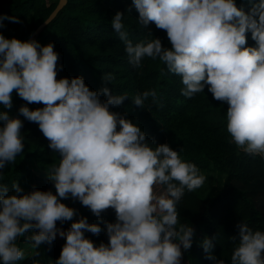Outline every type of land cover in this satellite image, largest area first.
<instances>
[{"label":"clouds","instance_id":"clouds-1","mask_svg":"<svg viewBox=\"0 0 264 264\" xmlns=\"http://www.w3.org/2000/svg\"><path fill=\"white\" fill-rule=\"evenodd\" d=\"M249 2L245 12L235 0H132L139 24L164 31L170 48L159 38L133 44L123 12L115 13L111 26L126 45L130 65L139 69L145 57L158 58L181 78L186 98L207 87L216 101L227 104L230 142L264 158V0ZM248 32L255 46H246ZM58 61L52 43L8 39L0 33V105L5 109L0 110V172L25 148L23 122L7 111L14 92L27 104L43 105L35 110L22 105L18 112L38 125L48 148L60 157L48 172L55 194L24 192L17 182L10 192L0 183V261L17 264L25 259L16 241L35 229L28 237L32 255H39L35 250L58 234L65 239L56 264H181L192 247L194 229L180 223L176 205L186 190L200 189L206 177L167 143L153 146L138 124L110 111L127 98L106 86L112 74L104 75L105 86L94 91L82 77L57 79ZM101 95L107 99L102 101ZM150 96L155 102V90L132 100L144 107ZM69 198L97 218L114 210L115 222H104L107 244L95 246L85 237V232L98 236L104 229L86 217L73 221L76 210L61 202ZM58 221L73 222L65 232L57 228ZM237 228L231 264H264V232L246 223ZM213 239L202 241L206 259L225 264L213 255Z\"/></svg>","mask_w":264,"mask_h":264},{"label":"trees","instance_id":"trees-1","mask_svg":"<svg viewBox=\"0 0 264 264\" xmlns=\"http://www.w3.org/2000/svg\"><path fill=\"white\" fill-rule=\"evenodd\" d=\"M235 2L245 12L252 6L249 0ZM56 3L57 0H0V17H3L0 33L8 39L15 37L27 41ZM117 11L124 13L122 23L133 44L159 38L162 46L171 47L164 31L154 24L147 27L139 24V14L132 0H66L54 18L32 39L41 45H54L59 54L57 79L82 77L90 90L99 91L105 86L102 77L112 74L114 78L106 86L114 95H126L127 98L120 106H110V111L138 124L145 132L147 142L153 146L167 143L179 152L182 161L194 163L205 177L214 176L215 184L208 181L194 192L186 190L176 205L180 223L194 229L192 247L184 252L182 261L183 264H215L206 259L201 246L207 237L215 238L213 255L225 264H231V255L239 240L238 223H246L253 231L264 232V158L248 155L230 142L226 130L227 104L216 101L207 87L204 92L186 98L181 94V78L169 73L158 58L145 57L139 69L130 65L126 45L111 26ZM11 17L19 23L12 22ZM246 35V46H255L251 33ZM150 90L156 92L155 102L150 96L144 107L133 103L136 95ZM100 98L102 101L107 99L104 95ZM12 101L13 107L7 111L23 122L21 136L25 148L0 172V183L7 185L10 192L14 182L24 192L48 191V177L43 173L48 174L54 164L58 165L59 154L48 148V141L38 125L18 112L22 105L31 110L43 105L27 104L15 92ZM0 110H5L2 105ZM67 206L76 210L75 221L86 217L89 223H98L104 229L98 236L85 232L86 238L95 246L108 243L104 222H115L113 209L97 218L78 200L69 198ZM67 223L58 221L57 228L63 229ZM35 231L38 230H31L17 239L22 251L28 249L25 259L17 264H56L65 239L62 238L59 244H42L35 250L39 255H32V242L28 237Z\"/></svg>","mask_w":264,"mask_h":264},{"label":"water","instance_id":"water-1","mask_svg":"<svg viewBox=\"0 0 264 264\" xmlns=\"http://www.w3.org/2000/svg\"><path fill=\"white\" fill-rule=\"evenodd\" d=\"M66 0H57L56 5L52 9V11L49 13V15L41 22V24L34 30V32L28 37V40H32V38L35 36V34L46 25L48 22H50L56 13L60 10V8L65 4ZM27 40V41H28Z\"/></svg>","mask_w":264,"mask_h":264},{"label":"rangeland","instance_id":"rangeland-1","mask_svg":"<svg viewBox=\"0 0 264 264\" xmlns=\"http://www.w3.org/2000/svg\"><path fill=\"white\" fill-rule=\"evenodd\" d=\"M43 174L46 175V176L48 177V174H45V173H43ZM213 177H214V176H213ZM213 177H212V176L210 177V178H212V179H210L209 177H206L205 184H207L208 181L211 182V185L215 184V183H214V178H213ZM48 181H49V179H48ZM47 189H48V191H52L53 194H55V187H54V184H53L52 182L49 181V185H48ZM68 200H69V199H67V200H62L61 202H62V203H65V204L67 205ZM73 221H75V220L73 219ZM73 221H68L67 226H66L65 228H63L62 230H64V231L66 232V231L70 228L71 223H72ZM61 239H62V238H61V237L59 236V234H58L56 240L53 241V242L59 244ZM27 251H28V249L25 250V253H26ZM181 264H183V261H181Z\"/></svg>","mask_w":264,"mask_h":264}]
</instances>
